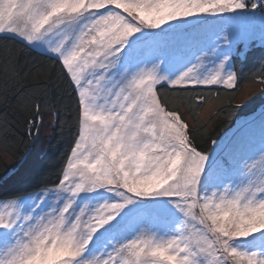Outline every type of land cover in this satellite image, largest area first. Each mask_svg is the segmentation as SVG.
Masks as SVG:
<instances>
[{"label": "snow or ice", "instance_id": "1", "mask_svg": "<svg viewBox=\"0 0 264 264\" xmlns=\"http://www.w3.org/2000/svg\"><path fill=\"white\" fill-rule=\"evenodd\" d=\"M257 34L264 0H0L4 139L56 126L53 75L75 99L56 179L0 175V264H264V105L210 139L195 91H234ZM8 41L52 73L21 83Z\"/></svg>", "mask_w": 264, "mask_h": 264}, {"label": "trees", "instance_id": "2", "mask_svg": "<svg viewBox=\"0 0 264 264\" xmlns=\"http://www.w3.org/2000/svg\"><path fill=\"white\" fill-rule=\"evenodd\" d=\"M7 43L16 49L12 54L18 58L19 80L21 83L27 85L39 79L38 73L40 72H44L45 75L52 73L53 65L48 63L47 57H37L35 53L27 50L21 51V45L18 42L8 41ZM2 44L3 42L0 41V65L3 64L4 56L8 54L3 50ZM40 61H44L43 68L37 67ZM262 61H264V47L261 46L258 39L256 42L252 41L247 59L244 60L243 64L241 65L239 58L235 62L241 76L234 91L226 90L223 86L195 89L200 93H221L219 97L213 95L207 103L198 108L200 122L207 126L210 139L220 140L246 114L253 110L258 111L264 105V95L256 91L264 87V85L256 82L257 77L264 75L261 70ZM3 80L4 76L0 72V108H2L4 99ZM249 89L251 90L247 96H250V98L244 104H241L243 95ZM253 91H255V95H250ZM49 100L59 102L60 111L58 116L55 117L56 126L52 127L46 116L41 133L35 140L29 142V137L24 134L23 120H17L15 115L9 117L10 124L15 121V127H10L6 140L4 139V129L0 128V175H3V170L6 167L15 165L17 169L23 170L28 165L38 161L42 174L52 173L50 179H56L54 174L60 167L61 154L66 151L67 142L75 131L73 127L74 119L70 120L68 118L70 111L74 115L75 99L66 82L62 78L53 75L49 86ZM229 100L240 105V107L235 109L228 107ZM217 105H223V108L218 109ZM2 123L3 121L0 120V124ZM205 138L208 139V137ZM206 147L211 148V143H207ZM21 156L25 157L24 161L18 158ZM9 157H13V159L9 160ZM6 161L8 163H5Z\"/></svg>", "mask_w": 264, "mask_h": 264}, {"label": "rangeland", "instance_id": "3", "mask_svg": "<svg viewBox=\"0 0 264 264\" xmlns=\"http://www.w3.org/2000/svg\"><path fill=\"white\" fill-rule=\"evenodd\" d=\"M255 14H256L257 16L260 15L259 11H257ZM258 39H259V36H258V34H257V36L254 38L253 42H256ZM250 90H251V89H249V90L243 95V97H244V96H247V94H248V92H249ZM259 110H260V109H259ZM259 110H258L257 112H259ZM210 112H211V111H210ZM210 112H209V113H210ZM240 120H241V119H240ZM238 123H239V122H237V124H238ZM237 124L235 125V127H234L233 129H231L230 131H228L227 133H225L224 136H223L222 138L232 137V136H233V133L236 132ZM222 138H221V139H222ZM221 139H220V140H221ZM257 162L259 163L258 160H257Z\"/></svg>", "mask_w": 264, "mask_h": 264}]
</instances>
